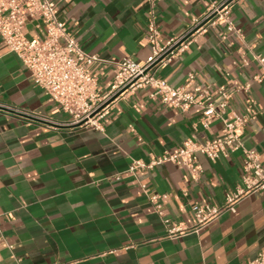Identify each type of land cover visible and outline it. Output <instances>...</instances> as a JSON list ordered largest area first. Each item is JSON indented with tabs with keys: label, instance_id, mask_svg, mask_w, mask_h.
<instances>
[{
	"label": "crops",
	"instance_id": "0c3cea01",
	"mask_svg": "<svg viewBox=\"0 0 264 264\" xmlns=\"http://www.w3.org/2000/svg\"><path fill=\"white\" fill-rule=\"evenodd\" d=\"M50 1L85 53L108 63L125 57L142 63L149 56L144 0ZM222 1L154 0L159 41L182 35ZM231 16L245 45L264 57V0H234ZM26 33L42 38L45 30L30 20ZM240 48L220 21L156 76L178 87L195 73L197 84L226 88L232 111L247 117L255 113L241 141L264 161V84L251 80L259 73L255 63L232 64ZM89 72L102 92L110 89L115 67L95 64ZM246 83L249 91L239 92L237 87ZM148 94L140 89L115 103L102 131L69 127V117L33 84L0 38V106L36 116L26 119L0 109V264H249L264 252V194L258 193L198 234L166 238L126 170L134 160L147 163L151 156L176 152L189 138L204 142L221 136L223 126L212 120L203 129L199 109L165 107ZM198 163L202 172L196 180L171 163L140 177L152 193L168 195L163 205L173 222L191 225L192 205L221 206L241 184L240 151L215 162L200 155Z\"/></svg>",
	"mask_w": 264,
	"mask_h": 264
},
{
	"label": "built area",
	"instance_id": "2783aa9c",
	"mask_svg": "<svg viewBox=\"0 0 264 264\" xmlns=\"http://www.w3.org/2000/svg\"><path fill=\"white\" fill-rule=\"evenodd\" d=\"M144 1L149 6L145 40L150 46V53L142 63L127 57L119 62L108 63L85 53L66 25L59 20L55 4L50 0H0V38L8 52L15 54L30 73L33 84L69 117L66 124L69 127L102 131V121L114 104L140 89L149 90L148 96L158 99L165 107L181 111L192 107L199 109L201 117L198 123L203 129H207L212 120L222 123L221 136L204 142L189 138L176 152L151 156L147 163L132 161L125 172L134 177L147 203L163 224L166 238L177 240L200 233L224 213L234 214L237 204L244 198L256 193L264 194V161H261L255 150L246 149L241 141L243 128L254 118L255 113L247 117L232 111V95L226 88L197 84L195 73H189L181 86L173 87L156 76L157 70L186 52L198 36L220 21L224 23L226 31L241 43L239 59L232 64L245 68L251 62L255 63L259 73L253 75L251 80L257 84H264V57L253 53L245 45L241 31L234 26L231 16L234 0L222 1L204 17L195 20L182 35L164 42L159 41L160 32L154 23V0ZM30 20L43 25L45 33L42 38L27 37L26 27ZM95 64L115 67L113 84L107 92L100 90L96 78L89 72ZM249 88V83H246L238 86L237 90L247 93ZM0 109L26 119H36L32 114L8 106H0ZM227 112H230V116H227ZM129 133L135 134L132 127H129ZM238 151L242 153L241 184L225 195L221 206L206 203L192 205L193 223L189 226L171 221L163 205L168 195L152 193L148 184L140 179L154 167L171 163L196 180L202 172L198 156H205L215 162L220 157ZM116 180H119L118 176ZM7 248L12 249V246L7 244ZM249 264H264V252L259 253Z\"/></svg>",
	"mask_w": 264,
	"mask_h": 264
}]
</instances>
